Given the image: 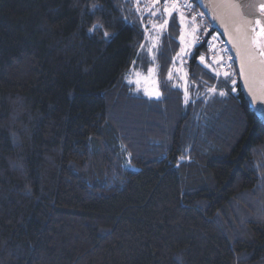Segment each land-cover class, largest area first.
Listing matches in <instances>:
<instances>
[{
	"label": "trees",
	"instance_id": "trees-1",
	"mask_svg": "<svg viewBox=\"0 0 264 264\" xmlns=\"http://www.w3.org/2000/svg\"><path fill=\"white\" fill-rule=\"evenodd\" d=\"M147 1L0 0V264H264V125L220 35L168 82ZM152 64L157 98L125 78Z\"/></svg>",
	"mask_w": 264,
	"mask_h": 264
},
{
	"label": "water",
	"instance_id": "water-1",
	"mask_svg": "<svg viewBox=\"0 0 264 264\" xmlns=\"http://www.w3.org/2000/svg\"><path fill=\"white\" fill-rule=\"evenodd\" d=\"M228 47L236 65L241 92L264 125V58L251 41L264 0H195Z\"/></svg>",
	"mask_w": 264,
	"mask_h": 264
},
{
	"label": "rangeland",
	"instance_id": "rangeland-1",
	"mask_svg": "<svg viewBox=\"0 0 264 264\" xmlns=\"http://www.w3.org/2000/svg\"><path fill=\"white\" fill-rule=\"evenodd\" d=\"M189 0H166L164 3V14L169 18V13L176 11L181 24L180 35L178 37L180 42V50L177 53L173 67L170 68L167 79L173 86L180 88L185 85L186 67L185 61L187 56L191 53L194 46L202 41V36H199L200 31H203L204 25H207L204 36L208 35V40L215 44L220 39L217 32H211V28L206 18L203 15L198 16L197 11L191 9ZM157 0H148L147 9L151 11V5L155 4ZM175 5V7H173ZM190 5V6H189ZM167 9V11H165ZM159 14V13H158ZM163 15V11L159 16ZM166 27V21L161 24H153L146 30V38L140 50H145L150 58L155 61V53L160 41V36ZM217 51L223 56L221 45L218 46ZM231 58L232 56L229 55ZM220 58V57H219ZM126 80L133 85L135 91L147 98H157L161 95L159 89V79L157 76L156 65L152 64L143 72V70L135 69L134 67L125 75Z\"/></svg>",
	"mask_w": 264,
	"mask_h": 264
},
{
	"label": "snow or ice",
	"instance_id": "snow-or-ice-1",
	"mask_svg": "<svg viewBox=\"0 0 264 264\" xmlns=\"http://www.w3.org/2000/svg\"><path fill=\"white\" fill-rule=\"evenodd\" d=\"M173 7H175V5ZM165 11H167V9H165ZM260 11L264 12V3H262L260 5ZM153 15H155V13H153ZM169 15H171V13H169ZM256 24H257V26H259L260 25V21L257 20ZM101 26L102 25H100L99 22H97L96 24L93 25V28H99ZM93 28H90L89 31L91 32L93 30ZM105 35H108V34L105 33ZM251 43H253L255 45H264V27L260 28V31L256 34V38L254 40H252ZM259 55L264 56V46L261 47V49L259 51ZM199 59L201 60V62L204 61V57L203 56H201ZM225 75H228V74L225 73ZM221 95H223V93H221Z\"/></svg>",
	"mask_w": 264,
	"mask_h": 264
},
{
	"label": "flooded vegetation",
	"instance_id": "flooded-vegetation-1",
	"mask_svg": "<svg viewBox=\"0 0 264 264\" xmlns=\"http://www.w3.org/2000/svg\"><path fill=\"white\" fill-rule=\"evenodd\" d=\"M261 13H262V16H261V19L259 20V21H260V25H259V26H257V24L255 25L256 33H255L254 39L256 38V34L260 31V28H261V27H264V12H261ZM254 39H253V40H254ZM254 46H255L258 50H260L261 47L264 46V45H255V44H254ZM263 58H264V56H263Z\"/></svg>",
	"mask_w": 264,
	"mask_h": 264
}]
</instances>
